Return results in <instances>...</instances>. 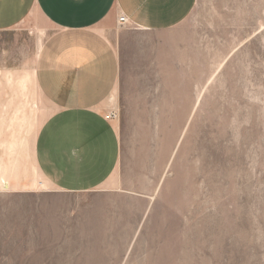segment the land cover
Returning <instances> with one entry per match:
<instances>
[{
  "label": "rangeland",
  "instance_id": "rangeland-1",
  "mask_svg": "<svg viewBox=\"0 0 264 264\" xmlns=\"http://www.w3.org/2000/svg\"><path fill=\"white\" fill-rule=\"evenodd\" d=\"M121 16L107 24L115 43L126 29L136 44L166 42L131 48L150 67L138 76L155 80L151 54L164 55L181 83L135 85L148 100L134 103L123 85L111 196L1 193L0 264H264V0H197L156 34ZM44 39L17 41L32 60Z\"/></svg>",
  "mask_w": 264,
  "mask_h": 264
},
{
  "label": "crops",
  "instance_id": "crops-1",
  "mask_svg": "<svg viewBox=\"0 0 264 264\" xmlns=\"http://www.w3.org/2000/svg\"><path fill=\"white\" fill-rule=\"evenodd\" d=\"M196 2L0 0V194L111 196L118 187L122 141L117 120L106 115L119 112L123 85L125 100H148L129 95L135 85L148 83L135 68H150L133 64L136 55L130 61L131 48L136 54L148 46L146 51L157 53L166 42L136 44L126 29L115 43L107 24L120 12L135 31L161 33L185 21ZM25 31L45 38L32 60L17 41ZM11 35L13 44L6 45ZM151 58L159 65L151 68L159 71L157 79L146 72L155 79L149 83L163 91L181 83L172 67L167 77L164 55L162 64L158 56ZM155 97L149 99L165 100Z\"/></svg>",
  "mask_w": 264,
  "mask_h": 264
},
{
  "label": "built area",
  "instance_id": "built-area-1",
  "mask_svg": "<svg viewBox=\"0 0 264 264\" xmlns=\"http://www.w3.org/2000/svg\"><path fill=\"white\" fill-rule=\"evenodd\" d=\"M121 20L124 21V22L128 21V19L124 15L121 16ZM118 115H119V112L117 110H111V111H109L107 113L106 118L114 120V119H116L118 117Z\"/></svg>",
  "mask_w": 264,
  "mask_h": 264
}]
</instances>
